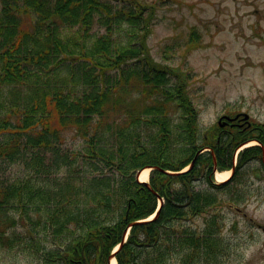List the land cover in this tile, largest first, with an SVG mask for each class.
<instances>
[{
    "label": "trees",
    "instance_id": "trees-1",
    "mask_svg": "<svg viewBox=\"0 0 264 264\" xmlns=\"http://www.w3.org/2000/svg\"><path fill=\"white\" fill-rule=\"evenodd\" d=\"M157 6L0 0V82L35 94L28 92L33 100L16 122H0V221L14 210L6 226L25 227L8 240L0 230V243L40 251L45 264H108L131 224L115 251L118 264H222L229 243L215 210L218 191L227 189L236 204L240 193L230 183L261 149H243L234 176L222 183L212 180L208 150L182 171L205 146L217 167H231L248 128L234 127L220 140L218 126L200 133L189 71L150 53ZM186 37L185 55L201 44L197 31ZM63 67L78 89L53 81ZM66 126L82 138L81 149L59 148ZM14 162L27 170L22 179L6 175ZM145 166L154 167L149 185L136 178ZM200 180L209 186L196 187ZM159 197L157 216L137 222L154 212ZM194 217L203 218L201 229L185 224Z\"/></svg>",
    "mask_w": 264,
    "mask_h": 264
},
{
    "label": "rangeland",
    "instance_id": "rangeland-1",
    "mask_svg": "<svg viewBox=\"0 0 264 264\" xmlns=\"http://www.w3.org/2000/svg\"><path fill=\"white\" fill-rule=\"evenodd\" d=\"M138 1L158 5L157 17L148 36L150 53L161 64L189 71L187 84L199 111L201 134L211 132L218 116L227 112L245 111L253 120L264 121V0ZM191 30L201 35V44L185 55L183 44ZM52 79L67 88H79L71 80L67 68L63 67ZM28 92L35 96L31 89L21 84L0 82L2 124L4 117L8 118V123L4 124L7 126L18 120L23 107L33 100L28 97ZM52 125H58L57 120ZM61 133L64 143L59 144V148H82V138L73 128L66 126ZM247 144L257 143L251 140L240 146L233 157ZM5 170L6 175L20 179L27 171L16 162L10 163ZM225 170L230 171L216 169ZM239 171V176L230 185L240 193V200L236 202L240 210L227 206L230 201L227 189L218 191L221 202L215 207L222 215L221 237L229 243L222 264H264V232L258 227V224L264 225V170L259 161H250ZM213 179L218 182L215 172ZM208 186L201 180L196 185L198 188ZM14 215V210L1 215L6 219L0 221V230L6 239L13 232L25 230L20 223L14 227L6 226L7 218ZM185 222L191 228L201 229L204 220L194 217ZM5 241L0 243V264H45L40 251L25 250L17 242L8 246ZM43 244L45 247L50 245L48 241Z\"/></svg>",
    "mask_w": 264,
    "mask_h": 264
},
{
    "label": "flooded vegetation",
    "instance_id": "flooded-vegetation-1",
    "mask_svg": "<svg viewBox=\"0 0 264 264\" xmlns=\"http://www.w3.org/2000/svg\"><path fill=\"white\" fill-rule=\"evenodd\" d=\"M233 123H234L233 126L229 125L230 123H228L226 128L230 127L231 128L230 130L232 131L234 127L243 128V126H245L244 125L245 123H243L240 117H238ZM246 127L248 128V131L244 133V137H247L245 140H250L252 137L255 138L257 145L260 146L261 152H264V121L251 122V125ZM226 128L224 129L228 130Z\"/></svg>",
    "mask_w": 264,
    "mask_h": 264
},
{
    "label": "bare ground",
    "instance_id": "bare-ground-1",
    "mask_svg": "<svg viewBox=\"0 0 264 264\" xmlns=\"http://www.w3.org/2000/svg\"><path fill=\"white\" fill-rule=\"evenodd\" d=\"M229 174H230L229 170H225L222 172L216 171L215 172V178L217 181H222V180H225L226 178H228ZM147 178H148V168H144L139 174V179L140 180H147ZM151 216H149L148 218H151ZM110 264H117L116 260L114 258H111Z\"/></svg>",
    "mask_w": 264,
    "mask_h": 264
},
{
    "label": "water",
    "instance_id": "water-1",
    "mask_svg": "<svg viewBox=\"0 0 264 264\" xmlns=\"http://www.w3.org/2000/svg\"><path fill=\"white\" fill-rule=\"evenodd\" d=\"M226 118V119H235V118H237L238 117V115H236L234 118H230L229 116H227V115H224V116H220L219 117V119H218V122L220 123V121L222 120V118ZM248 118V114L247 113H244V115H243V119H247ZM223 123H225V121L223 122ZM222 124V123H221ZM194 160H192V162H193ZM191 162V163H192ZM191 165V164H190ZM139 172L140 171H138L137 172V177H138V174H139ZM231 207H233L235 210H240V208H238V207H236V206H233V205H230ZM138 222V221H137ZM262 229H263V231H264V226H262ZM119 245H121V243L119 244ZM114 256V253H112L111 255H110V260H111V258ZM110 260H109V262H110Z\"/></svg>",
    "mask_w": 264,
    "mask_h": 264
}]
</instances>
